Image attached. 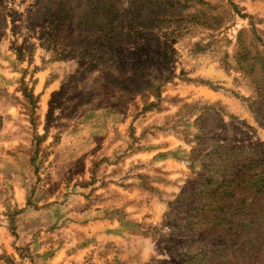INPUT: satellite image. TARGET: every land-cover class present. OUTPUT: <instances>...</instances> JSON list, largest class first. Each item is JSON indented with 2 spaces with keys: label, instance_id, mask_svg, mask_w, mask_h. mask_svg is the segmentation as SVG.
<instances>
[{
  "label": "rangeland",
  "instance_id": "374dc122",
  "mask_svg": "<svg viewBox=\"0 0 264 264\" xmlns=\"http://www.w3.org/2000/svg\"><path fill=\"white\" fill-rule=\"evenodd\" d=\"M243 146L217 251L205 156ZM263 173L264 0H0V264H264Z\"/></svg>",
  "mask_w": 264,
  "mask_h": 264
},
{
  "label": "trees",
  "instance_id": "16d2710c",
  "mask_svg": "<svg viewBox=\"0 0 264 264\" xmlns=\"http://www.w3.org/2000/svg\"><path fill=\"white\" fill-rule=\"evenodd\" d=\"M112 72V71H110ZM131 77H127L124 80H122L120 83L114 84L115 82L112 81L111 83L113 85H116L115 87L120 89L124 93H128L130 95H137V94H144L145 87L146 85L142 83V81H134V83H130ZM147 84V83H146ZM148 85V84H147ZM121 86V87H120ZM160 91H157L155 94V98L157 99L158 102H150L143 110L148 111L151 108L154 107H159V102H160ZM185 141H187L184 138ZM200 148L201 144L204 141L202 140H197ZM247 147L243 146L241 148H235L234 150H229V149H222L216 148L210 151L206 156H205V163H204V168L203 171L205 175L207 176V186L208 188L206 190V194L204 196L209 199L217 195V190L214 189L215 185L218 184V181L222 183L221 185H225L229 183V181L232 182L231 179H229V175L235 174L237 176L236 181H240L237 184H241L240 188H242L244 183H246L249 179L250 176L252 177V180L254 177H257L253 173V167L249 163V156H247ZM227 166H226V165ZM222 170H219L218 169ZM252 172V175L250 174ZM221 175V178L218 179V176ZM264 176V173L262 174ZM234 182V181H233ZM252 187H254L255 192H263L264 190V180L263 178L258 179L257 181L255 180L254 184H250ZM226 186V185H225ZM233 184L226 186L228 190L225 192V199H230V203L232 204L229 207L225 206H215L213 201H210L206 204H202V209L200 216L202 219L207 220V217H211L209 215L213 214L212 220H216L218 222V225L210 227L208 230L203 231L201 233V238L206 240V243L209 246H213L219 250L218 247L220 245H226V243H223V238H224V232L228 234H234L235 237L239 240L240 236H243L244 234H247V231L250 230V224L251 223V213L249 212V208L246 206V202L248 199L252 196V194H237V192H234L235 187H232ZM235 186L238 188V185ZM211 188V189H210ZM249 189V187H247ZM235 193V194H234ZM216 194V195H215ZM236 195L240 196V199L236 197ZM193 198H196L197 200L201 201L203 199L202 197V191H198V193L192 195ZM209 197V198H208ZM218 199L222 200V197H216L215 202L218 201ZM213 203V205H212ZM217 207V208H215ZM208 208H211L210 211ZM195 217V215H193ZM217 229L219 231V235L215 234V232H212L213 230ZM211 230L210 236L212 237L211 240L208 239V231ZM244 233V234H243ZM237 242V241H236ZM203 252V251H202Z\"/></svg>",
  "mask_w": 264,
  "mask_h": 264
}]
</instances>
